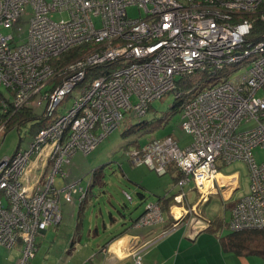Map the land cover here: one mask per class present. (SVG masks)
Instances as JSON below:
<instances>
[{
  "label": "built area",
  "instance_id": "built-area-1",
  "mask_svg": "<svg viewBox=\"0 0 264 264\" xmlns=\"http://www.w3.org/2000/svg\"><path fill=\"white\" fill-rule=\"evenodd\" d=\"M132 7L144 15L131 18ZM27 8L33 16L27 40L19 44L1 28L23 32L16 26ZM258 21L264 24V0H0V92L6 88L10 97L1 93L0 139L19 112L37 113L45 105L30 146L0 159V246H21L19 264H31L38 237L62 221L61 199L86 196L79 183L56 187L59 175L68 176L63 166L79 152H94L128 113L145 117L154 102L176 91L179 78L207 69L218 74L182 107L181 129L194 142L181 148L172 137L153 139L127 155L160 176L179 171L173 218L193 216L206 224L199 206L219 189L229 201L238 186L237 177H222L220 167L245 163L250 191L234 204L230 229L264 230V160L254 154L264 150V99L258 96L264 90V32L249 40ZM76 49L79 58H62ZM249 64L235 80L230 76L236 70L219 75ZM220 177L229 181L220 184ZM191 183L201 196L193 206L184 191ZM159 224H165L163 211L149 203L136 227ZM168 233L137 249L134 264H143L144 252Z\"/></svg>",
  "mask_w": 264,
  "mask_h": 264
},
{
  "label": "rangeland",
  "instance_id": "rangeland-1",
  "mask_svg": "<svg viewBox=\"0 0 264 264\" xmlns=\"http://www.w3.org/2000/svg\"><path fill=\"white\" fill-rule=\"evenodd\" d=\"M31 13L32 10L27 8V13L18 19L16 27L22 28L23 32L20 33L17 29L14 30L12 28L8 30L1 28V32L5 35L12 34L19 44L24 43L27 40L29 22L33 16ZM141 13L144 15V12H139L135 7L128 10V15L135 19L139 18ZM58 18V16H54V19L57 20ZM96 24L98 27L101 26L99 21H96ZM250 69L251 64L247 66H233L232 71H236L230 76V79L235 80L237 77L246 74ZM223 79L226 81L228 77L223 76ZM79 92L80 90L77 88L73 92L74 95L67 97V102L64 108L61 109L63 115L67 114L71 109L74 104L72 98ZM1 93L10 99L6 88H1ZM258 96L264 99V90L260 91ZM176 99L177 93H171L162 100L154 102L149 113L143 118H139L134 111L128 113L121 126L103 140L94 152L88 155L79 152L69 164L63 166L62 170L68 176L65 179L61 175L56 178V187L58 189L77 183H79L78 189L82 188L83 191L88 190L87 188L90 189L87 202L84 205L85 211L82 214L84 216L83 241H87L90 234L89 231L91 230L93 233L97 226L99 227L100 234H103L104 223L112 231V234L121 230L123 224L131 222L132 219L135 220L143 213L148 203H156L158 197L166 196L169 191H172V194L179 192L180 188L176 185L175 178L171 174L160 176L156 171L149 169L147 166H135L127 155L130 149H134L139 145H145L153 139L173 137L178 140L181 148L190 146L194 142L193 135L181 129L183 108L175 106L178 104ZM132 101L135 105L136 100L133 99ZM44 107L45 105L36 108L38 115L43 112ZM142 122H147L148 124L145 127H141L140 124ZM16 125L18 126V123L14 124V126ZM40 125L41 123L36 121L26 126L22 125L23 128L21 130L15 128L2 135L3 137L0 139V159L13 157L17 151L24 150L30 146L33 141L32 137L36 134V132L32 133V131ZM248 127L249 125L245 124L242 129H247ZM254 154L259 163L264 160V150L261 148L256 149ZM95 169L100 170L98 174L100 180L97 181L96 185H93ZM40 173L41 171L37 172L36 175ZM48 173H50V170ZM220 173L224 177L236 176L240 189L229 198V201L226 200L224 194H221V189H219V194L209 195L208 202L199 206L198 210L202 212L205 221L215 223L220 220L223 222V228L219 231V235L214 236L210 232L205 234V238L208 239L206 245H209L213 238L219 240L220 235L225 237L230 234L227 224L231 218V211L227 208L232 205V209L234 204L247 196L250 191L249 171L245 163L239 161L228 166H222L220 167ZM219 182L223 184L222 180H219ZM137 184L145 186L146 191L139 188ZM184 191L188 194L190 204L198 203L201 196L195 190L193 183L186 186ZM140 194H146L147 199L144 202L141 200ZM80 195H75L73 202L67 203L63 199L61 201V212L65 214V208L68 211L60 227L62 232L74 224L70 215L73 211L78 213V202L76 199H79ZM174 205L175 202H173L172 206ZM172 206L170 207V213ZM204 225L205 229L209 227V224L204 223ZM64 238H66L65 232L61 233L59 239L56 238L61 244L55 243L50 252L48 250H50L52 238L46 243L41 244L40 248H37L36 255L31 260V264L38 262L40 257L43 254L46 255V253L50 255L48 258L50 264H54L63 251L64 244H62V241H64ZM225 253L228 264H242V262L245 264H264V258L259 255L241 257L230 251L225 250ZM231 255L234 256L233 259H230ZM18 257L19 248L9 249L0 246V264H13V262L14 264H18Z\"/></svg>",
  "mask_w": 264,
  "mask_h": 264
},
{
  "label": "crops",
  "instance_id": "crops-1",
  "mask_svg": "<svg viewBox=\"0 0 264 264\" xmlns=\"http://www.w3.org/2000/svg\"><path fill=\"white\" fill-rule=\"evenodd\" d=\"M235 177L236 176H233V178ZM220 180L226 183L229 181L227 178H222ZM137 186L146 191L145 186L139 184H137ZM87 189L86 191L84 190L86 194L89 191V188ZM170 192L172 191H169L166 195ZM80 197L81 195L79 199H76L78 202V213L73 211L70 215L74 224L70 228L68 227L63 230L66 234V238L62 241L64 248L60 257L57 258L54 264H134V252L141 248L143 244L153 239L160 238L166 229H168L167 224L170 218L167 217L163 225L145 228L136 227L135 221L145 213L144 211L135 220L132 219L131 222L123 224V228L113 234L105 223L103 234H100L99 227L97 226L93 233L91 230L89 231L90 234L87 241H83L84 216L82 214L85 211V207L81 210L82 202L80 201ZM160 198L162 197H158V201ZM87 199L88 198H86V200ZM158 201L156 203H158ZM188 202L190 204L189 197ZM67 212L65 208V214L62 212V221L58 226L48 229L38 237V248L51 238L52 242L48 252L55 246V243L61 244L57 239H59L61 233H63L60 227L64 222ZM173 212L175 213L176 210L173 209ZM204 226L203 222L200 223L197 220H193V216H189L188 220L180 222V224L173 228L165 237L160 239L157 243H154L152 247L144 252L143 264H228L227 258L225 257V250L220 241V236L219 240L213 238L210 244L206 245L208 239L205 238V234L208 233V231ZM211 234L214 236L219 235V233ZM17 248H19V257L17 258V263L19 264L22 248L21 246ZM49 256V253H46V255L43 254L38 262L34 264H50L48 260ZM233 257L234 256L231 255L230 259H233ZM243 263L244 262H242V264Z\"/></svg>",
  "mask_w": 264,
  "mask_h": 264
},
{
  "label": "trees",
  "instance_id": "trees-1",
  "mask_svg": "<svg viewBox=\"0 0 264 264\" xmlns=\"http://www.w3.org/2000/svg\"><path fill=\"white\" fill-rule=\"evenodd\" d=\"M253 20H254V18H253ZM257 20L258 19H255V21H257ZM263 32H264V24L261 23L260 21H258L255 25V29H254L252 35L250 36L249 40L253 41L255 39H258V37H260ZM80 56L81 55H80L79 49H76L74 51L69 52L68 54H65L62 58L64 60H73V59L79 58ZM106 67L113 68L114 65L108 64ZM231 71H232V68L226 70L225 72H223L219 75H226V74L231 73ZM212 74L217 75L218 73L207 69L204 71H198V72L194 73L193 75H186V76H182L181 78H179L177 80V88H176V91L174 93H177V95L181 93V96L176 99L178 101V104H176L175 106H179V107L181 106V108H182L184 102L189 98V96L192 95L195 92V90L202 88L204 86V84L207 81H209L207 79H210L213 76ZM0 97H1V92H0ZM2 97H4V96L2 95ZM150 109H151V107H150ZM38 119H39L38 113L34 112L33 110L21 111L16 115V117L13 120V122L11 123L8 131L14 129V124H16V123H18V127H19L18 130H21L23 128L22 125L26 126L30 123H34V122L38 121ZM38 123H40V122H38ZM147 124H148L147 122H142L140 124V126L145 127ZM41 125L39 127H37V129L33 130L32 133L33 132L37 133L40 130ZM99 173H100L99 169L94 170V175H93L94 176L93 177V183L94 184L93 185H96L97 181L100 180V177L98 175ZM168 174H171L175 178V182L177 183L176 185H178L180 180L183 178V175L179 171H177L176 169H172L170 172H168ZM89 193H90V191H88V193L85 196L84 201L82 202L81 210L84 209V205L87 202L86 198H88ZM172 193L173 192L169 193L165 197L160 198L158 203H155L161 207L164 216L167 218H170L169 223L167 224L168 229H166V232H170L173 228H175L177 225H179L180 222H182L184 220H188V218H189V216H187L185 219H183L179 222V221H176L172 217V215L170 213V207L173 205L174 198L178 194V193H174V194H172ZM140 198L144 202L146 200L147 196L145 194H140ZM85 200H86V202H85ZM147 205H146V207H147ZM190 206H193V205L190 204ZM231 207H232V205L229 208H227L231 211V218H230L229 223L227 224V228L230 230V234L225 236V237L220 235V241L222 243L224 250L233 252L235 254H238L239 256L259 255V256H262L264 258V230L232 231L230 229V222L232 219ZM145 212H146V210H145ZM140 218H138L135 221V226H136V223L139 221ZM209 224L210 225L206 230L208 232H211V233H219L221 228H223V222H221L220 220L216 221L215 223L209 222Z\"/></svg>",
  "mask_w": 264,
  "mask_h": 264
},
{
  "label": "water",
  "instance_id": "water-1",
  "mask_svg": "<svg viewBox=\"0 0 264 264\" xmlns=\"http://www.w3.org/2000/svg\"><path fill=\"white\" fill-rule=\"evenodd\" d=\"M239 189H240L239 186H236V189H235L234 193H235L237 190H239ZM222 191L227 192V191H228V187L225 186V187L222 189ZM234 193H233V194H234Z\"/></svg>",
  "mask_w": 264,
  "mask_h": 264
},
{
  "label": "bare ground",
  "instance_id": "bare-ground-1",
  "mask_svg": "<svg viewBox=\"0 0 264 264\" xmlns=\"http://www.w3.org/2000/svg\"><path fill=\"white\" fill-rule=\"evenodd\" d=\"M16 154H17V152L14 154V156H16ZM14 156H13V157H14ZM220 179H222V178L220 177Z\"/></svg>",
  "mask_w": 264,
  "mask_h": 264
}]
</instances>
